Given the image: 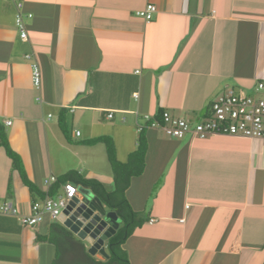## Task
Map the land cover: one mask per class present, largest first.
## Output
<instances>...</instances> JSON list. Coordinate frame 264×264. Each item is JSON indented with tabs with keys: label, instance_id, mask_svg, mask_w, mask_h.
<instances>
[{
	"label": "crops",
	"instance_id": "1",
	"mask_svg": "<svg viewBox=\"0 0 264 264\" xmlns=\"http://www.w3.org/2000/svg\"><path fill=\"white\" fill-rule=\"evenodd\" d=\"M148 3L157 10L145 21L135 12ZM22 11L31 13L26 40L15 3L0 0V130L21 159L19 170L0 144V204L18 209L0 212V264H73L80 253L63 240L61 221L19 220L44 196L45 179L77 171L112 190L99 137L125 161L144 114L197 119L224 89L264 79V0H23ZM143 131L145 169L126 196L148 220L123 244L131 264H264L261 143Z\"/></svg>",
	"mask_w": 264,
	"mask_h": 264
},
{
	"label": "built area",
	"instance_id": "2",
	"mask_svg": "<svg viewBox=\"0 0 264 264\" xmlns=\"http://www.w3.org/2000/svg\"><path fill=\"white\" fill-rule=\"evenodd\" d=\"M13 1L16 5L15 25L19 31V36L27 39L26 24L24 16L30 17L31 13H23V0ZM157 10L156 5L148 3L143 9L137 10L135 14L143 17L145 21H150L153 13ZM27 59L30 54L25 55ZM31 80L35 89L41 87V70L37 61L31 62ZM136 97V93H134ZM40 101V97L37 96ZM112 114H109V117ZM144 123L138 124V131L144 128H158L170 138L182 139H205L213 135H228L248 140H257L264 147V79H259L248 89L228 87L218 93L209 103L208 111L205 115L197 118H186L175 116L170 111L164 109L159 117L143 116ZM10 120L6 123L10 124ZM80 134L79 130L75 131ZM56 181L54 175L45 179V197L35 200L30 205V212L19 216L23 225L33 226L42 222L48 215L52 219H58L61 212L69 205L70 201L79 195L77 185L66 182L59 186L53 194H48L50 186ZM0 212L17 214L18 209L9 201L0 204ZM154 221L151 219L150 222Z\"/></svg>",
	"mask_w": 264,
	"mask_h": 264
},
{
	"label": "trees",
	"instance_id": "3",
	"mask_svg": "<svg viewBox=\"0 0 264 264\" xmlns=\"http://www.w3.org/2000/svg\"><path fill=\"white\" fill-rule=\"evenodd\" d=\"M161 112L162 111L155 115V117H159ZM97 140L105 141L107 144V155L111 165L114 183L112 190H108L103 182L98 179L87 178L77 171H70L61 178L56 177V181L50 186L48 194L51 195L55 193L59 186L66 182H72L77 186L82 185L90 188L95 196L98 197V199L106 206V208L114 211L121 219L115 233L107 239L106 252L108 256L103 257V259H97L88 253L83 241L76 239L72 231L63 225H60L62 238L63 240L65 239L70 242L69 248L72 250L71 252L74 250L77 252L78 250L80 253L79 255H76L73 264H131L127 251L123 248V244L133 233L134 229L141 226L148 220V218L146 214L144 215L142 212L133 209L126 196V189L130 184L131 178L142 174L145 169L148 142L144 131L142 130L138 137V145L136 149L129 154L127 160L120 161L116 158L112 142L109 141L106 136L99 137ZM0 144L13 160L14 166L21 170L20 157L9 146L6 136L1 130ZM26 182L29 184L31 189L34 190L31 182ZM45 194L46 193L44 191V196ZM44 196L42 198H44ZM58 252L59 251H57L55 256L57 262L60 261Z\"/></svg>",
	"mask_w": 264,
	"mask_h": 264
},
{
	"label": "water",
	"instance_id": "4",
	"mask_svg": "<svg viewBox=\"0 0 264 264\" xmlns=\"http://www.w3.org/2000/svg\"><path fill=\"white\" fill-rule=\"evenodd\" d=\"M80 197H74L61 212L58 220L88 245V253H101L107 257V239L115 233L121 219L106 206L90 189L78 187Z\"/></svg>",
	"mask_w": 264,
	"mask_h": 264
},
{
	"label": "rangeland",
	"instance_id": "5",
	"mask_svg": "<svg viewBox=\"0 0 264 264\" xmlns=\"http://www.w3.org/2000/svg\"><path fill=\"white\" fill-rule=\"evenodd\" d=\"M241 88H242V87H241ZM175 116H177V115H175ZM178 116H179V115H178ZM181 116H184V117H186V118H190L188 115H183V114H182ZM191 116H192V115H191ZM162 132H163V131H162ZM162 132H161V133H162ZM162 134H165V133L163 132ZM167 137H168V136H167ZM112 188H113V185H112ZM153 253H154V252H153Z\"/></svg>",
	"mask_w": 264,
	"mask_h": 264
},
{
	"label": "clouds",
	"instance_id": "6",
	"mask_svg": "<svg viewBox=\"0 0 264 264\" xmlns=\"http://www.w3.org/2000/svg\"><path fill=\"white\" fill-rule=\"evenodd\" d=\"M144 115H145V114H144ZM144 115H143V116H144ZM146 115H148V114H146ZM143 116H142V119H143ZM148 116H150V115H148ZM151 117H152V116H151ZM138 124H139V123H138ZM141 124H143V123H141ZM77 187H78V186H77ZM78 190H79V189H78Z\"/></svg>",
	"mask_w": 264,
	"mask_h": 264
}]
</instances>
